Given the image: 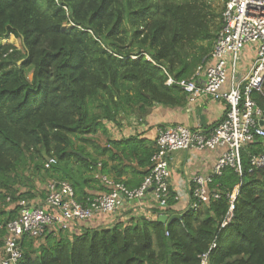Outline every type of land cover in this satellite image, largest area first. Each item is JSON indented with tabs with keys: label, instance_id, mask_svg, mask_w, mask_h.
<instances>
[{
	"label": "trees",
	"instance_id": "1",
	"mask_svg": "<svg viewBox=\"0 0 264 264\" xmlns=\"http://www.w3.org/2000/svg\"><path fill=\"white\" fill-rule=\"evenodd\" d=\"M212 1L0 0V244L14 202L31 200L48 179L68 182L82 203L98 164L113 180L139 186L155 140L111 138L106 122L184 106L175 81L192 76L222 24L224 4L216 11ZM9 36L19 48L1 41ZM253 97L264 112V97ZM262 150L260 140L244 146L242 175L226 168L213 181L221 197L208 205L178 212L170 196L166 213L179 218L169 224L141 217L51 231L38 244L24 236L17 264H200L203 254L207 264H264V167L249 171Z\"/></svg>",
	"mask_w": 264,
	"mask_h": 264
},
{
	"label": "built area",
	"instance_id": "2",
	"mask_svg": "<svg viewBox=\"0 0 264 264\" xmlns=\"http://www.w3.org/2000/svg\"><path fill=\"white\" fill-rule=\"evenodd\" d=\"M246 52L251 55L248 63H244ZM173 82L169 76L166 84ZM175 82L184 92L187 104L197 101L201 95L223 101L225 109L219 122L210 130L190 129L181 124L161 127L155 136L156 149L149 172L137 187L130 188L102 174L98 164L93 176L102 190L89 194L82 203L76 199L68 182L48 179L42 184V204H34L25 198L14 202L17 212L4 226L0 264H17L22 255L24 236L38 244L48 232L70 231L74 225L97 214L112 215L124 200H140L148 189H151L156 216H168L166 210L170 196L173 195L176 202L182 199L181 193L170 187L169 155L174 151L223 148L207 172L191 176L187 208L193 210L221 197V191L213 186V181L226 168L242 175L241 151L248 143L260 140L263 147L250 157L249 171L264 167V112L253 97L254 94L264 97V0H225L222 24L211 50L190 78ZM138 123L139 119L135 121ZM52 163L54 159H47L45 167ZM237 192L238 186H235L226 193L229 209L223 226L232 217ZM200 264H207L206 254L200 257Z\"/></svg>",
	"mask_w": 264,
	"mask_h": 264
},
{
	"label": "crops",
	"instance_id": "3",
	"mask_svg": "<svg viewBox=\"0 0 264 264\" xmlns=\"http://www.w3.org/2000/svg\"><path fill=\"white\" fill-rule=\"evenodd\" d=\"M251 59L250 52H246L244 63H248ZM245 69V68H244ZM224 102L217 101L207 95H201L197 101L176 108H166L155 105L150 112L138 118L136 116L122 117L118 124L106 122L108 135L111 138L119 139L131 135H139L147 139L155 140L158 130L166 125L181 124L190 129L200 127L210 130L214 127L224 114ZM139 119L141 122L135 124ZM101 137V142H103ZM223 151V148L214 150H178L169 155V167L171 170L170 187L172 191H178L182 195V199L177 201L173 206L174 211H182L187 208L190 200L191 176L197 172H207L215 161L216 157ZM131 173H124L122 179L131 178ZM137 186V185H136ZM135 187V186H134ZM102 190L98 182L91 183V186H85V193L95 194ZM42 185H38V191L35 197L31 199L34 204H42L44 193ZM43 195V196H42ZM153 206L151 189H148L146 195L140 200L123 201L121 207L116 213L97 214L92 216L85 222L78 223L68 232L78 233L84 229H96L101 227H111L115 224L122 226L130 225L138 218L150 217L152 220L157 219L156 210ZM10 206L7 207V209ZM176 214V212L174 213ZM168 217H170L168 215ZM146 219V218H145ZM1 248V244H0Z\"/></svg>",
	"mask_w": 264,
	"mask_h": 264
},
{
	"label": "rangeland",
	"instance_id": "4",
	"mask_svg": "<svg viewBox=\"0 0 264 264\" xmlns=\"http://www.w3.org/2000/svg\"><path fill=\"white\" fill-rule=\"evenodd\" d=\"M211 4L215 8L216 11H220L221 8L223 7L224 0H213ZM1 41L13 43L17 48L20 47V41L14 36H9L7 38H3V39H1Z\"/></svg>",
	"mask_w": 264,
	"mask_h": 264
},
{
	"label": "water",
	"instance_id": "5",
	"mask_svg": "<svg viewBox=\"0 0 264 264\" xmlns=\"http://www.w3.org/2000/svg\"><path fill=\"white\" fill-rule=\"evenodd\" d=\"M21 61H19L18 63H20ZM179 218V215L176 214V215H172L170 217H168L167 215H161L159 216L158 220L163 222V223H166V224H169L173 219H177ZM168 264H171V262L169 261Z\"/></svg>",
	"mask_w": 264,
	"mask_h": 264
}]
</instances>
